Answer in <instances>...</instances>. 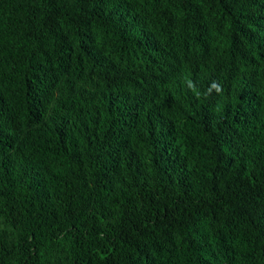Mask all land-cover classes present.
<instances>
[{"label":"trees","instance_id":"trees-1","mask_svg":"<svg viewBox=\"0 0 264 264\" xmlns=\"http://www.w3.org/2000/svg\"><path fill=\"white\" fill-rule=\"evenodd\" d=\"M0 264H264V0H0Z\"/></svg>","mask_w":264,"mask_h":264}]
</instances>
